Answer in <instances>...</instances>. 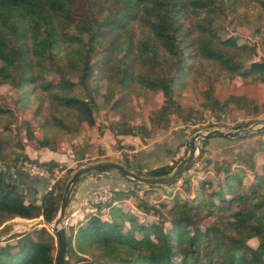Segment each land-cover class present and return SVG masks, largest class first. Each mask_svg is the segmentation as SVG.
I'll return each mask as SVG.
<instances>
[{"label": "trees", "instance_id": "obj_1", "mask_svg": "<svg viewBox=\"0 0 264 264\" xmlns=\"http://www.w3.org/2000/svg\"><path fill=\"white\" fill-rule=\"evenodd\" d=\"M89 1L91 13L81 14L80 23H75L72 0H0V87L10 86L13 105L8 107L0 92V225L15 217L41 218L43 224L53 221L65 183L55 181L36 203L18 189L13 171L26 174L18 169L19 162L30 160L25 141L31 142L34 150H54L51 142L57 143L56 135L95 127L97 97L102 96L105 106L121 113L120 118L104 125L116 142L120 143L119 136L144 142L155 128H169L171 114L184 122L191 118L192 112L174 97L173 79L184 84L193 62L196 79L206 84L203 107L218 117L233 101L241 107L254 101L236 95L220 100L214 95V83L239 76L264 84V59L253 60L254 48H243L233 37H223L219 21L236 4L245 2L251 4L254 19L264 28V0ZM133 20L139 36L129 27ZM117 44L125 47L121 57L114 51ZM91 59L102 65L107 84L104 93L99 84L91 83ZM58 67L76 73V80L60 76L51 81L49 76ZM139 88L161 92L163 101L147 122L133 124L123 119L124 100ZM115 89L119 95L109 101ZM25 106L30 107L31 115L22 121L26 138L21 139V127L13 132L9 122L15 109L22 112ZM253 108L258 112L257 105ZM31 120L36 130L31 128ZM260 134L264 130L251 137ZM209 139L202 142L197 159L175 181L147 184L149 190L179 184L188 192L190 189L191 196L175 193L172 204H152L139 197V183L130 181L132 188L111 189V198L90 206L78 229L69 226L63 264H264V145L256 142L218 164L207 149ZM185 143L188 147V141ZM73 149L75 156L84 158V151ZM124 161L129 170L146 177L166 176L177 164L174 161L142 172L133 166L134 160ZM40 164L50 172L64 169L55 161ZM68 171L71 174L75 169ZM102 173L107 172L87 174ZM195 174L203 175L200 183H196ZM206 191L218 202L219 210H209L216 218L202 224L199 218L203 216L194 217V211L205 203ZM129 199L142 216L119 205ZM148 216L155 219L148 220ZM219 216L224 218V226ZM241 231L250 232L256 245H250ZM54 249L55 238L49 229L34 226L0 244V264H55Z\"/></svg>", "mask_w": 264, "mask_h": 264}, {"label": "rangeland", "instance_id": "obj_2", "mask_svg": "<svg viewBox=\"0 0 264 264\" xmlns=\"http://www.w3.org/2000/svg\"><path fill=\"white\" fill-rule=\"evenodd\" d=\"M100 2H97V5H100ZM72 10L74 12L73 20L75 23H80L81 14L89 15L91 13L90 10V1L89 0H72ZM253 9L251 4L245 5V2H241L235 5L234 10L230 11L226 16H223L219 19V21L223 25V37H233L237 44L240 45L243 48H254L253 52V60H261L264 59V28L263 25L259 22H256V20L253 17ZM185 19V18H184ZM192 20V18H191ZM189 20L185 19V23L188 25ZM136 21H131L129 23V27L135 28V35L139 36V27H137ZM102 48H98L100 51ZM115 53L118 57H121L125 51V47L123 45L117 44L115 47ZM100 53V57H101ZM91 65L93 66L94 72L91 77V83L92 84H99L100 91L104 93L107 89V84L105 81V75L103 73L102 65L99 63L96 59H91L90 61ZM60 76H63L66 78V80L69 81H75L77 78V74L73 73L69 68L63 69L62 67H58L57 71L52 73L49 78L51 81L56 82ZM195 77V62L192 63V67L189 71V76L185 80L184 84H179L178 81L173 79V85L176 87V92L174 94V97L178 99L182 105V107L186 111H191L192 115L191 118L184 122L179 116L176 114H171L169 119V128L175 127V128H181L187 130L188 135L191 137L197 132H205L206 130L212 129V128H218L221 130H232L237 129V126H242L240 128H246V127H258L261 124L264 123V84H261L259 82L255 81H249L247 79L242 80L241 77L235 76L234 78H224L222 81H219L217 83H214V95L219 98L220 100H223L227 98L229 95H236V96H245L248 99H251L254 101L253 104L245 105V107H241L236 102H231L228 109L222 113L223 116V123H219L216 125H210L209 123H206V120L209 119L212 115L209 110L205 109L203 107L202 102L204 101L202 91L206 88V84L204 81H201L200 79H196ZM135 89V88H134ZM0 92L2 96L5 99V103L8 105V107H13L11 102L12 92L9 85H3L0 87ZM118 92L113 90L112 93L109 95V101H113L118 97ZM163 101V96L161 92L159 91H148L144 89H136L130 92L128 96H126L124 100V117L123 119L126 122L138 124L142 122H147L148 116L151 113H155L156 109L161 105ZM103 97L99 96L97 97V106L98 111L95 115V121L97 125L95 127H91L89 129L81 128L77 132L73 131L71 134L66 135H56L55 138L57 139V143L51 142V145L54 146V149L69 146L72 144L71 147L76 144V148L78 151H84L88 155V160L82 161V162H76L72 168H67L65 165H62L64 169H57L55 168L52 172L50 170L43 166L48 172L49 177L47 178L50 183H54L55 181H58L61 183H66L68 179L71 177L72 173L70 174L68 169H77L80 167L79 165L83 166L89 163L96 162L94 160H106V161H115V162H125L124 160H127L129 163H133L134 153L132 152V149L129 148L130 146H126L123 144L122 149L118 147V145L121 143L116 142V140L113 138L104 137L107 129H105L104 125H107L111 120H117L120 118L121 113L120 112H114L110 109V107L107 105L105 106L103 104ZM257 105L258 112H255L253 109V106ZM44 105H42L43 109ZM15 109V108H13ZM15 116H12V119L9 122V125L11 126V130L17 131L18 127H21L22 121L25 118H29L31 115V109L28 106H25L23 108V111L21 110L19 113L15 109ZM24 113V114H23ZM216 116V115H214ZM213 116V117H214ZM24 117V118H23ZM31 119V118H30ZM204 119L205 125H199L197 126V123L199 120ZM31 128L33 130L37 129V126L35 125V122L31 120ZM248 124V126H245ZM100 128V130H97ZM169 128H155L153 130V135L148 138L147 140H150L156 133H161ZM195 131V132H194ZM39 132V131H38ZM101 132V133H99ZM194 132V133H193ZM39 134V133H38ZM257 134V133H255ZM253 135V134H252ZM18 137L21 139H25V132L23 131L22 127L20 130V133L18 134ZM80 140V142H79ZM103 140H105L106 148L101 144L103 143ZM144 141V143L147 142ZM25 141V140H24ZM102 141V142H101ZM221 143H217L215 145L208 144V147H210V156L212 157V160L215 163H225L232 159L235 152L238 150H243L247 147H251L252 144L256 142H260L261 145H264V134H260L258 136H248L241 139H235V140H220ZM121 142V141H120ZM25 144V152L33 151L34 148L32 147L31 142H24ZM102 145V146H101ZM128 145V144H127ZM183 147V146H182ZM185 148L180 149L178 148L175 152L177 163L179 162V159L184 157L188 150L189 146H184ZM103 151L102 154H99L100 151ZM120 150V151H119ZM108 155H106L107 153ZM119 151V152H118ZM100 155H105L104 157H99ZM28 156V154H27ZM124 158H121L123 157ZM30 160H24L18 163V166L21 168L25 165L30 164H37L39 165L41 162L31 159ZM197 159V158H196ZM194 163V162H193ZM123 164V163H122ZM143 172V171H142ZM86 175V176H85ZM82 176L76 185L75 189L73 190L70 200H69V206L68 209L65 212L64 217V224H65V232L66 234L69 232L70 225H73L74 230L78 229V224L87 217L86 214L88 213L87 210H85L86 207L90 208L91 205L84 204V200L88 193L96 190H104V189H111L110 186L106 183L99 184L89 190L88 192L83 193L80 203L81 205V212L78 216L77 214H73V209L70 208L72 203L76 200L75 196L77 195V192L80 190L81 185H84L87 182H94L97 183L100 179H110L109 173H102V174H85ZM211 175V174H210ZM118 179L121 180L123 183V186L117 187L114 186L113 188H132V183L129 180L122 179L119 175H116ZM212 176V175H211ZM210 176V177H211ZM84 177V178H83ZM203 175L202 174H195L196 183L201 182ZM138 183V182H135ZM141 186V189L138 192L139 197L144 198L146 201L151 202L152 204H157L160 202H164L167 204H172L175 193H179L180 196H191L190 192L184 189V186L182 185H171L168 187H156L153 190H149V187L147 184L139 183ZM65 185V184H64ZM115 185V184H114ZM197 185V184H195ZM148 189V190H147ZM145 192L143 193V191ZM63 192V191H62ZM245 194L248 195L246 192ZM200 200L201 198L198 197ZM205 203H200V205L197 207V209L194 211V217L196 216H203V218H199L200 223L204 224L208 221L212 220L213 218H216L215 215L210 214L208 211H212L215 213L219 210V204L216 200H211L210 194L206 191L204 195ZM104 203L98 204L102 205ZM94 205V206H98ZM119 205H122V207L126 210H133L135 211L138 216H142L143 214L141 211H139L135 207L134 200H125ZM71 209V210H70ZM107 210H105V213ZM165 212L163 211V214ZM165 219H167L166 213L163 216ZM219 220L221 225L224 226V218L222 216H219ZM155 218L153 216H148V220H154ZM71 223V224H70ZM46 226L49 231L52 233V235L55 238V249L53 251V261L55 262V257L57 253V238L53 234L52 231V225L50 224H43V221L41 218H38L36 220H27L22 219L19 217H15L13 219L7 220L4 223L0 225V244H3L4 241L9 237L10 235H13L15 233L23 232L28 229H31L34 226ZM74 231L72 233L73 237ZM241 236L249 241H252L250 245L254 246L257 243L256 239H253L250 237V232L248 231H241ZM84 256V255H83ZM74 261V260H73Z\"/></svg>", "mask_w": 264, "mask_h": 264}, {"label": "crops", "instance_id": "obj_3", "mask_svg": "<svg viewBox=\"0 0 264 264\" xmlns=\"http://www.w3.org/2000/svg\"><path fill=\"white\" fill-rule=\"evenodd\" d=\"M104 137L113 139L110 133H107V132ZM189 138L190 136L188 135L187 130L181 129V128H175V127H171L168 130L161 132V133H156L150 140H147L146 143H144L138 137L119 136L121 145L125 144L126 146L132 147L131 149H132V152L134 153L133 166L137 170H140L143 172L163 166V165L172 164L176 160V155H175L176 150L178 148L180 149L185 148L184 147L186 145L185 141H188ZM220 140H230V139L211 137L209 139V144L215 145L217 143H221ZM232 140H235V139H231L230 141ZM101 144L105 147L107 151L105 140H103V143ZM71 146L72 144L69 146L67 145V146L60 147L54 150H51L49 148H42L38 150L29 151L27 152V154L29 158L37 160L41 163L48 162V161H55L60 165H65L67 168H72V166L76 162H82V161L88 160V155L86 152H85L84 158H81L80 156L77 157V155L75 156L74 149ZM74 146H76V144H74ZM207 149L211 150L210 147L208 146H207ZM106 155H108V153ZM104 156L105 155H100L99 157H104ZM97 161H105V160L100 159ZM262 163H258V166ZM106 172L109 173L110 175L109 180L100 179L97 183L87 182L84 185H81L80 190L77 192V195L75 196L76 200L74 201V203H72L70 207L73 209L72 215L73 214H77L78 216L80 215V212L82 210L81 209L82 203H80V200H81L83 193L88 192L95 186L99 184L101 185L104 183L105 184L107 183L111 189H115L113 188L114 186H117V187L123 186V183L121 182V180L118 179V177L116 176L118 175L117 173L109 172V171H106ZM13 179L16 182L18 189L21 192H23L27 196L28 199L30 200L36 199V203L39 202L40 196L47 189H49L52 184L47 179L33 178L30 176H27L24 173L19 172L18 170L13 171ZM85 210L88 211L90 210V208L86 207Z\"/></svg>", "mask_w": 264, "mask_h": 264}, {"label": "water", "instance_id": "obj_4", "mask_svg": "<svg viewBox=\"0 0 264 264\" xmlns=\"http://www.w3.org/2000/svg\"><path fill=\"white\" fill-rule=\"evenodd\" d=\"M264 130V123L258 127L237 128L232 130H221L212 128L205 132H197L188 140L189 150L187 154L176 164L174 169L166 176L161 177H146L138 175L129 170L125 165L115 161H96L78 167L64 185L62 197L59 205L57 215L51 222L53 234L57 238V253L55 257V264H63L66 249V232L64 217L66 209L69 205L70 196L78 184L80 178L90 172L109 171L117 173L124 180L131 182H138L142 184H167L175 181L179 174L185 168H188L199 156L201 152L202 142L211 137H222L226 139H241L252 134L262 132Z\"/></svg>", "mask_w": 264, "mask_h": 264}, {"label": "built area", "instance_id": "obj_5", "mask_svg": "<svg viewBox=\"0 0 264 264\" xmlns=\"http://www.w3.org/2000/svg\"><path fill=\"white\" fill-rule=\"evenodd\" d=\"M212 115L209 119L206 120V123H209L210 125H216L219 123H223V116L221 115L220 117ZM199 125H205L204 119H201L198 121L197 126ZM18 169L21 171L25 172L29 176H37V177H43L47 179L49 177V172L42 167L41 164H30V165H25L24 167L18 166ZM112 196V191L111 189H104V190H96L92 191L87 194L84 204L86 205H98L101 203H105L108 201Z\"/></svg>", "mask_w": 264, "mask_h": 264}, {"label": "clouds", "instance_id": "obj_6", "mask_svg": "<svg viewBox=\"0 0 264 264\" xmlns=\"http://www.w3.org/2000/svg\"><path fill=\"white\" fill-rule=\"evenodd\" d=\"M253 239H255V238H253ZM248 243H249V244H251V243H252V241H249Z\"/></svg>", "mask_w": 264, "mask_h": 264}]
</instances>
